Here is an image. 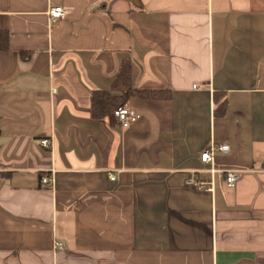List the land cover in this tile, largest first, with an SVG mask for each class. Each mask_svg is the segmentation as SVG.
I'll return each instance as SVG.
<instances>
[{"label": "crops", "instance_id": "obj_1", "mask_svg": "<svg viewBox=\"0 0 264 264\" xmlns=\"http://www.w3.org/2000/svg\"><path fill=\"white\" fill-rule=\"evenodd\" d=\"M0 29V264H264V0H0ZM123 60L171 94L122 92L127 128L92 113Z\"/></svg>", "mask_w": 264, "mask_h": 264}, {"label": "trees", "instance_id": "obj_2", "mask_svg": "<svg viewBox=\"0 0 264 264\" xmlns=\"http://www.w3.org/2000/svg\"><path fill=\"white\" fill-rule=\"evenodd\" d=\"M9 33L0 29V50L8 49ZM129 91L132 95L146 99H161L171 97L170 93L162 90L136 89L133 87L130 61L123 60L114 80L113 87L109 90H97L92 94V113L97 118L109 117L117 122L115 111L122 102V92ZM215 93V102L218 103L215 113L222 115L226 100L220 101L222 95Z\"/></svg>", "mask_w": 264, "mask_h": 264}, {"label": "built area", "instance_id": "obj_3", "mask_svg": "<svg viewBox=\"0 0 264 264\" xmlns=\"http://www.w3.org/2000/svg\"><path fill=\"white\" fill-rule=\"evenodd\" d=\"M70 12L69 9L59 6V5H51L49 8V15L51 19H58L65 17ZM56 89H54L53 92H55ZM115 116L117 118V123L121 128H127L130 126L132 122H135L138 118L137 113L127 107L125 104H120L117 110L115 111ZM41 144L45 147H51L53 144V140L50 138L42 139ZM230 146L227 144H216L214 141L210 142L202 151H201V160L204 164L209 165V172L211 173V179L210 181H192L194 182L198 187L204 188L206 185H210V187H207L208 190H213V179L214 175L217 171L215 168V154L218 151L222 152H229ZM226 174V183L229 187H233L236 182L238 181L240 177V170L237 169H227L224 171ZM111 179H115L114 175L110 176ZM41 182L44 185H52L53 184V178L48 175H43ZM55 247L62 248V245L59 242L55 243Z\"/></svg>", "mask_w": 264, "mask_h": 264}]
</instances>
